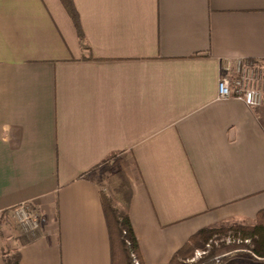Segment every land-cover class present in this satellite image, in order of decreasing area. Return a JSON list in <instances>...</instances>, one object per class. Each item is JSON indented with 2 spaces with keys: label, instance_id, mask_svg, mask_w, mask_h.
Here are the masks:
<instances>
[{
  "label": "crops",
  "instance_id": "obj_1",
  "mask_svg": "<svg viewBox=\"0 0 264 264\" xmlns=\"http://www.w3.org/2000/svg\"><path fill=\"white\" fill-rule=\"evenodd\" d=\"M72 3L79 31L61 0H0V217L23 202L40 216L30 240L0 236V264L5 250L110 264L101 165H118L109 184L144 264L204 226L254 222L264 100L219 99L218 81L236 58L264 60V0Z\"/></svg>",
  "mask_w": 264,
  "mask_h": 264
},
{
  "label": "trees",
  "instance_id": "obj_2",
  "mask_svg": "<svg viewBox=\"0 0 264 264\" xmlns=\"http://www.w3.org/2000/svg\"><path fill=\"white\" fill-rule=\"evenodd\" d=\"M61 2L79 31L78 15L72 0ZM100 199L110 242V264H135L133 256L138 264H144L129 219L127 201L118 202L117 198L112 199L103 190L100 192ZM213 236L228 237L229 242L222 240L218 244H213L209 253L199 260L200 264H217L218 256L238 249L247 250L253 256L264 259V209L258 210L252 224L241 220H224L200 228L174 252L166 264H184L183 260L192 254L193 249L202 248ZM3 261L4 264H18L19 253L5 250ZM222 264H251V261L241 262L231 258Z\"/></svg>",
  "mask_w": 264,
  "mask_h": 264
},
{
  "label": "built area",
  "instance_id": "obj_3",
  "mask_svg": "<svg viewBox=\"0 0 264 264\" xmlns=\"http://www.w3.org/2000/svg\"><path fill=\"white\" fill-rule=\"evenodd\" d=\"M264 83V60H244L236 58L222 68L218 81L219 99L236 98L246 106L259 107L264 100L262 85ZM28 202L14 208V214L25 228L36 229L39 218L36 213L28 210ZM135 264L137 259L133 256Z\"/></svg>",
  "mask_w": 264,
  "mask_h": 264
},
{
  "label": "rangeland",
  "instance_id": "obj_4",
  "mask_svg": "<svg viewBox=\"0 0 264 264\" xmlns=\"http://www.w3.org/2000/svg\"><path fill=\"white\" fill-rule=\"evenodd\" d=\"M263 85H262V91L264 90ZM117 168L118 165L116 164H114L113 166L101 165V166H97L92 170V175H94L97 178L99 185L102 186V190L105 193H107L112 199L116 198V196L111 191V187L108 179L115 172L116 173L119 172V169ZM27 204H28V210L36 213L39 218L40 217L39 213L34 208V206H32V204H30L29 202ZM14 208L6 210L5 212L2 213V216L0 217V236L4 240V246H6V248L10 246L9 243L12 240L17 239L16 241H21V242L27 241V239L34 237L39 231V226L38 228L33 230L30 228L23 227L20 224L18 217L14 214ZM246 223L252 224L253 222L252 223L246 222ZM9 237L11 238V241H6L7 240L6 238ZM228 239H229L228 237L213 236L210 240H208V242L202 248L193 249L192 254L183 260L184 264H200L199 260L209 253L213 244H218L222 240L229 242ZM231 258L237 259L238 261L241 262L242 261L246 262L250 260L251 264H264L263 258L255 257L249 251L243 249H238L232 252L230 251L221 254L217 258V264H222L223 262Z\"/></svg>",
  "mask_w": 264,
  "mask_h": 264
}]
</instances>
